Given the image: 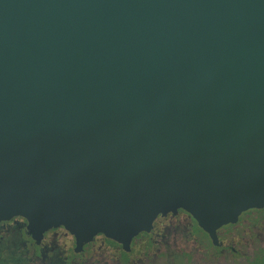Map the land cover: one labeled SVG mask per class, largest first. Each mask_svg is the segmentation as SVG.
<instances>
[{"label": "water", "instance_id": "obj_1", "mask_svg": "<svg viewBox=\"0 0 264 264\" xmlns=\"http://www.w3.org/2000/svg\"><path fill=\"white\" fill-rule=\"evenodd\" d=\"M263 205L264 0H0V229L124 247Z\"/></svg>", "mask_w": 264, "mask_h": 264}, {"label": "flooded vegetation", "instance_id": "obj_2", "mask_svg": "<svg viewBox=\"0 0 264 264\" xmlns=\"http://www.w3.org/2000/svg\"><path fill=\"white\" fill-rule=\"evenodd\" d=\"M0 229V264H264V205L223 226L185 222L155 230L124 247L39 243Z\"/></svg>", "mask_w": 264, "mask_h": 264}]
</instances>
